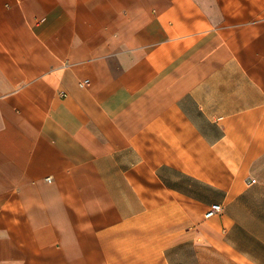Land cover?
Masks as SVG:
<instances>
[{
  "label": "crops",
  "instance_id": "obj_1",
  "mask_svg": "<svg viewBox=\"0 0 264 264\" xmlns=\"http://www.w3.org/2000/svg\"><path fill=\"white\" fill-rule=\"evenodd\" d=\"M0 264H264V0H0Z\"/></svg>",
  "mask_w": 264,
  "mask_h": 264
},
{
  "label": "built area",
  "instance_id": "obj_2",
  "mask_svg": "<svg viewBox=\"0 0 264 264\" xmlns=\"http://www.w3.org/2000/svg\"><path fill=\"white\" fill-rule=\"evenodd\" d=\"M50 180V179H49ZM223 212V207L221 204L214 203L210 206L209 210L206 213V218L214 217Z\"/></svg>",
  "mask_w": 264,
  "mask_h": 264
}]
</instances>
